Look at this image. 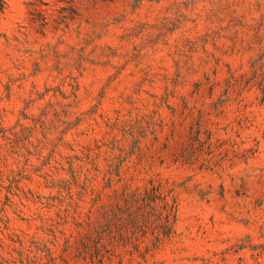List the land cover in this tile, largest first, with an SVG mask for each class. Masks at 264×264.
<instances>
[{
	"label": "rangeland",
	"instance_id": "374dc122",
	"mask_svg": "<svg viewBox=\"0 0 264 264\" xmlns=\"http://www.w3.org/2000/svg\"><path fill=\"white\" fill-rule=\"evenodd\" d=\"M219 4L0 0L5 127L29 99L44 95L26 110L36 114L56 88L68 95L74 86L78 126L66 139L83 132L74 138L85 142L106 119L145 129L138 153L111 185L99 180L97 202L82 208L52 260L39 253L31 264H264V101L256 86L264 83V23L259 13L223 17ZM233 39L251 49L231 53ZM151 180L176 195L165 227L155 216L130 223L123 212L126 196ZM7 215L14 232L32 234ZM95 228L107 230L101 261L82 241ZM3 232L1 220L8 244Z\"/></svg>",
	"mask_w": 264,
	"mask_h": 264
},
{
	"label": "trees",
	"instance_id": "16d2710c",
	"mask_svg": "<svg viewBox=\"0 0 264 264\" xmlns=\"http://www.w3.org/2000/svg\"><path fill=\"white\" fill-rule=\"evenodd\" d=\"M219 5L223 17L238 20L259 13L264 23V0H220ZM232 42L231 53L251 49L250 42L239 39ZM248 86L246 82L242 90ZM256 86L264 101V83ZM71 87L68 95L56 88L36 114L28 115L26 110L44 95L26 101L11 127L3 125L0 110V221L5 230L3 237L8 241L7 244L0 239V264H31L39 253L51 259L66 229L80 226L82 208L89 205L90 212L97 202L95 187L99 180L105 186L111 185L114 177L120 176L124 163L139 151L145 129L138 120L122 123L119 119H106L97 126V136L81 142L74 137L87 134L77 132L71 134L70 140L66 139L78 126L72 120L76 94L74 86ZM176 207L174 190L167 189L161 181L151 180L142 193L126 196L123 212L131 218L130 223L137 216H155L165 227V218L174 215ZM9 209L16 220L33 230L32 234L10 228L13 219L7 215ZM106 232L95 228L94 237L90 233L82 239L84 248L86 245L91 248V260L98 259L104 248L100 243Z\"/></svg>",
	"mask_w": 264,
	"mask_h": 264
}]
</instances>
